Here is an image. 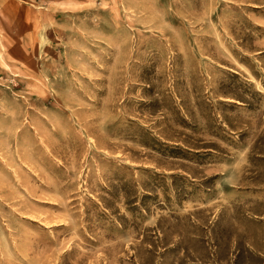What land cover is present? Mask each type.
Segmentation results:
<instances>
[{"label": "rangeland", "instance_id": "rangeland-1", "mask_svg": "<svg viewBox=\"0 0 264 264\" xmlns=\"http://www.w3.org/2000/svg\"><path fill=\"white\" fill-rule=\"evenodd\" d=\"M0 264H264V0H0Z\"/></svg>", "mask_w": 264, "mask_h": 264}]
</instances>
